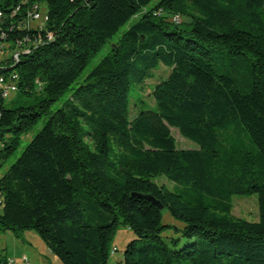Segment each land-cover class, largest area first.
Returning a JSON list of instances; mask_svg holds the SVG:
<instances>
[{
  "label": "trees",
  "instance_id": "1",
  "mask_svg": "<svg viewBox=\"0 0 264 264\" xmlns=\"http://www.w3.org/2000/svg\"><path fill=\"white\" fill-rule=\"evenodd\" d=\"M0 13V77L33 98L0 95V170L44 119L0 176V233L36 231L61 264H110L120 225L135 237L116 264H264V0H0ZM161 64L153 106L137 109L141 95L133 112L131 85ZM251 195L258 220L234 216Z\"/></svg>",
  "mask_w": 264,
  "mask_h": 264
},
{
  "label": "rangeland",
  "instance_id": "2",
  "mask_svg": "<svg viewBox=\"0 0 264 264\" xmlns=\"http://www.w3.org/2000/svg\"><path fill=\"white\" fill-rule=\"evenodd\" d=\"M155 1L156 0H153V2ZM39 8H40L41 18L35 20V23L39 25H43L44 24L43 16L46 13V5L42 3L39 5ZM136 20H137V16L131 18L125 25H123L119 29L118 33L113 37V41L116 42L118 40V37L122 34V32L125 31L129 27V25L135 22ZM182 20H184L183 17ZM114 42L111 44L107 43L96 53V55L89 61V63L83 70L81 76L74 82V84H72V87H75L82 82L83 78L87 75V73L99 62V60L103 56H105L108 53L110 47L114 45ZM5 54H10V52L7 51L5 52ZM1 56L2 57L4 56L3 53ZM168 72H169L168 67L162 64L159 65L157 70H153L151 78L147 80L146 83L144 84V89L141 90L142 92L137 87L131 85V88L129 90L130 104L132 100H137L139 96L142 95L144 101H146L147 103L145 104L140 103L138 99L137 109L142 108V106L144 108H151L149 106H153L152 105L153 100L150 95V86H152L161 77H165L168 74ZM67 95L68 94H66V96ZM66 96L62 100L54 104L53 110L61 105L62 101L65 100ZM20 100H24L25 103L33 102V98L26 99L24 97H20L17 91L10 92L9 96L2 99V102L5 107H10L17 105L20 102ZM131 108L132 111L134 112L136 109V105L134 101H132ZM130 117H133L131 110H130ZM234 122H238V121L235 120ZM43 123H44V119H42L37 125H35L30 130V132L22 138L20 146L15 152V154L0 170V176L7 169V167L20 155L21 151L25 148V146L31 140L33 135H35L40 130ZM171 132L176 140L178 147L197 148L196 143L181 136L175 127L171 128ZM156 182L159 184H164L169 189H173L176 185H178L177 182L171 181L163 175L157 176ZM232 203H233L232 213L234 216L244 218L249 221L258 220V206H257L256 195H251L248 197L236 196L233 198ZM161 213H162L163 223L176 225V226L182 225V223L179 220H176L171 216V214L167 211L166 208L162 209ZM173 233L174 231L168 232V234H173ZM134 237L135 235L131 229L123 225L118 226L111 242L112 248L116 247V251L113 254H110L109 257L110 264H116L123 260L124 248L127 245V243ZM31 252L33 253V255L35 253L37 259H39L42 262L41 264H61L59 259L50 252V250L41 240V238L38 236L36 231L32 229L25 230L22 232L21 236L19 237L15 236V234L11 230H6L0 233V259L12 260L15 264H27L26 262L23 261V257L25 256L29 261L28 264H36V260H34L32 256H30Z\"/></svg>",
  "mask_w": 264,
  "mask_h": 264
},
{
  "label": "built area",
  "instance_id": "3",
  "mask_svg": "<svg viewBox=\"0 0 264 264\" xmlns=\"http://www.w3.org/2000/svg\"><path fill=\"white\" fill-rule=\"evenodd\" d=\"M1 16V13H0ZM29 16L31 18L32 21L38 20L41 18V14H40V8L39 7H35L34 8V12L29 13ZM47 19L46 13L43 16V20L45 21ZM174 21H179V17L175 16L173 17ZM1 39L4 37V35L1 33ZM0 55L2 53V40H0ZM13 58L16 60L18 58V53H14L13 54ZM11 80H14V75L11 76ZM16 90V86L13 82H7L5 80V78L0 77V95L5 98L7 96H9L10 92L15 91ZM2 207V197L0 195V209ZM111 253H113V251H111ZM23 261L26 262L27 264L29 263L27 257H23ZM3 264V263H0ZM4 264H14V262L12 260H6V262Z\"/></svg>",
  "mask_w": 264,
  "mask_h": 264
},
{
  "label": "water",
  "instance_id": "4",
  "mask_svg": "<svg viewBox=\"0 0 264 264\" xmlns=\"http://www.w3.org/2000/svg\"><path fill=\"white\" fill-rule=\"evenodd\" d=\"M148 200H150L152 203H154L158 209H162L163 208V205L160 204L157 200H155L152 196L148 195V196H145Z\"/></svg>",
  "mask_w": 264,
  "mask_h": 264
},
{
  "label": "crops",
  "instance_id": "5",
  "mask_svg": "<svg viewBox=\"0 0 264 264\" xmlns=\"http://www.w3.org/2000/svg\"><path fill=\"white\" fill-rule=\"evenodd\" d=\"M30 256H32L33 259L36 260V264H39V263L41 264V263H42L39 259H37L35 253H34V255H33V253L31 252V255H30Z\"/></svg>",
  "mask_w": 264,
  "mask_h": 264
}]
</instances>
